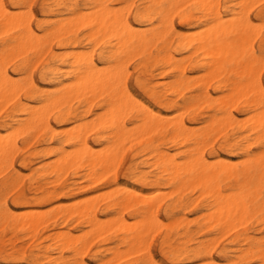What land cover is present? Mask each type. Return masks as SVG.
<instances>
[{
	"label": "bare ground",
	"instance_id": "1",
	"mask_svg": "<svg viewBox=\"0 0 264 264\" xmlns=\"http://www.w3.org/2000/svg\"><path fill=\"white\" fill-rule=\"evenodd\" d=\"M18 1L25 2L26 0H12L14 4L18 3ZM114 1L115 0H94V3H96V6L94 9H89V8L79 9L75 2L67 3L65 4V10L67 11L68 17L65 18V17H62V14L60 13H54V14H51L53 17L51 19H45L41 21L38 20L39 22L36 28H34L32 25V21L34 20L35 15L32 13L31 10H30L31 12L21 11V13H15L12 11L11 8L7 6L4 0H0V32L4 34L6 37V40L2 44L3 48L0 49V105L2 104L4 105L8 101L12 102L13 100H16V98H17L16 100L17 103H19L21 101V99L19 98L22 94H25L27 100H29L30 102H39V104H43V106H39V105L37 106L35 104L30 105L27 102L29 104L27 105L28 107L22 110L24 111L25 118H23L21 122H18L19 128L17 129V132H19V134L22 133L23 135L24 133L31 132L35 129H38L37 127L40 126L39 124L43 121L44 116L46 117V113L49 115L48 112L52 113L54 109H58V107L54 109L50 107H55V106L61 107L65 105L64 104L65 102L71 103L72 100H73L72 102H74V100L76 99L87 100L86 102L88 103L89 100L93 99L96 96L100 97L101 95L103 96L104 94L107 95V98L109 99L108 101L109 109L105 114L103 115L101 114L102 116L100 117L98 116L99 118L98 120H96L98 122L96 123L98 124V127L102 126L104 127V129L105 127L106 128L112 127L115 129L114 131L115 134L113 135V137H111L109 134V137H111V140H109L107 143H109L110 145L108 144L106 147H102V149L98 148L99 151L97 152L94 151L93 147H91L90 144L86 140L85 134H87L88 132L85 134L83 133V131L85 130V126L83 125L84 126L83 127L82 125H77L74 128L73 133L71 134L72 132L71 127L73 125L72 124L71 127H68V129L70 130L69 137H71L74 140H77L82 145V148L80 150L78 149L77 151V149L76 150L74 149L75 147L72 144L74 147L73 149L68 150V148L66 147L67 148L66 151H69L67 155H66L67 152L64 154L63 153L64 151L62 150L61 154H64L66 157L65 156L59 157L60 155H58V157L55 158L56 163L60 160L59 164L54 167L52 166L51 168H53L54 171L56 172H60L62 170V167L64 166V168H67V169L62 170L61 171L62 174H64L67 170H68L67 172H69L70 165H72L73 163H77L80 166L81 165L84 166L85 164H87V166L89 167L87 177H90V176L94 177L93 175L99 176L101 172L103 171L101 175L104 178L107 175V172L113 173V169L116 167L115 164L121 161L120 156L118 155V152L120 151L122 147H124V144L126 142L133 141L132 140L133 138L135 140L136 138L137 139L141 137L144 138V136L147 137L149 135L165 136L167 133H171L172 140L178 143L176 144V146H178L179 144H183V146L185 147V150L175 155H170L168 152L164 151L166 149H163V148L161 149L159 146H153L151 145V143H149L148 148H150L151 153L155 154V158H156V161L153 164H151V166L152 165L153 166L156 165L157 167L161 166V168L158 167L161 173H166L169 176V179H171L174 183L176 184L179 183V185L177 184L178 186L177 189H175L176 187L175 188L173 187L172 189H174V191L171 189V193L170 191L169 192L167 191V193L173 194V192L176 193L177 191H179L181 188L180 184H182L183 186H187L188 184H190V186L188 185V189L189 187L190 189L191 188L194 189L195 187L196 188L201 187L200 185H202L201 189H202L203 194L208 196L210 199V202L208 205H206V207L209 209L212 208L211 212L210 210H208L209 212L205 211L206 214L209 213L207 215L205 214V218H208V220L210 221L209 216L211 215L212 221H214V223L215 222L218 223V226H216L215 231L220 232V235L219 234L214 235L215 239L217 238L214 241L217 242V240L224 237L221 230L225 228L228 229L230 227H231L230 229L233 230V228L235 229L236 227L245 224L246 223L245 221L247 219L251 220V216H252L251 213H259L260 215L261 212L262 213L264 212V175H263L264 173L262 174L261 172L258 171V168H257L258 159L248 158L245 161L244 159L246 158H242V161H241L242 163L240 162L239 164H236L237 163L236 161L233 163L231 161L226 162V160H225V163H216V162L208 163L210 162L208 160H211V159L206 160V158L203 156L204 149L202 148V146L200 147V145L204 142V140L209 138L212 135H214V138H212L211 140H214L217 135H222L223 137V144H221L222 147L228 148L230 150H233L238 146L237 143L233 144L231 142L232 136H234L236 133L238 134L236 139L246 140L249 138L248 133L255 134L256 135L255 138L258 140L264 139V96L262 95L263 84L261 80L258 79V77L255 78L256 74L258 76L260 75L259 73L261 72L263 65L259 66L261 67L260 68L261 70L260 71L258 70V73H256L257 72L256 70L257 59L254 56V50H253L252 44L250 43L251 36L256 34L257 32L256 30H258L259 32L261 28H259L257 23L255 24L257 25L258 28L254 26L255 25L254 20L251 17V14L248 9L250 5H247L248 7L246 6V0L241 1L240 3L237 2L239 4L237 10L231 9L229 6H226L223 9L218 0H143V2L136 7L134 18L137 24H132L130 22L129 16L131 12L127 11L128 10L127 3H125L126 6L125 4L121 5L122 7L119 6L120 8H124V9L127 8L126 10L127 12L124 11L126 12L124 13V12L119 11L118 10L119 8L117 9V6ZM253 2L255 4H252V5L255 6L258 0L251 1L248 3H253ZM29 4L31 6L32 3H29ZM54 4L56 6H59L60 4H62V0H55ZM43 5H49V4L45 2V4L43 3ZM252 5H251V8L253 7ZM129 6L131 7L133 5H129ZM56 9H52L50 7V10L52 13L56 12ZM44 10L46 9L44 8ZM48 14H50V12ZM175 17H178L180 19L181 24L186 27L185 29H178L174 26ZM38 19H39V16H38ZM193 28H199L200 30H197L198 32L197 31L191 32L190 30ZM81 29L88 30L90 33L88 36L96 44L101 43V42L104 44V41H105V47H106L105 48L106 50H104L105 52L100 53L96 57V55H94V46L92 47V50L88 49L89 51L84 49V46H82L81 44L82 41H80L78 37V32ZM54 41H57L59 48L64 49L65 52L63 50V53L58 54L53 51H50L51 44ZM48 51H50L51 58H53L54 62H57L54 65H51V66L49 65L45 71V74L52 75V78H53V80L50 82V85H51L50 89H42L39 83L36 82L32 74L31 76H29L28 78L26 77V79L22 81L15 79L14 76L8 71V68L6 67V64L3 61L5 58H8L6 60L8 62L10 61L9 58L14 57V56L22 57V60H23L22 64L24 65V67L27 68L29 66L30 55H33L34 57H40L42 55V57H44L45 54L48 53ZM179 55L180 57H178ZM200 56H202L201 59H199ZM42 57L39 58V60L37 59L38 63L40 59H42ZM135 58L140 60L138 64V69H143V70L145 69L146 71H148L150 66H155V67H159L163 69L164 71H168L169 74L171 75L170 77L171 79L167 82H161V83L158 82V83L153 84L150 79L149 80L146 79L144 81H138L139 87L143 89L144 91L148 92L150 95H152V97L154 98L161 97V95H159L160 92L157 90L159 86L163 88V91L165 93L171 91L172 93H177L178 95H180L183 92L182 89L187 90L191 88L192 79L188 77V70L185 66L186 62H190L191 64H193L192 69L196 68L198 69L199 72L202 73V75L201 73H198L200 74L199 75L200 79H198L197 81V83L199 82V86H198L199 94L194 97H191L190 100L188 99L190 102L186 100L187 97H185V101H186L184 103L185 105L184 104H183L184 106L181 105L182 108H180V110L181 109L183 110L182 113L180 112V115L178 116H174L172 114V116L174 117H170V114L168 117L166 116L167 114L164 115V113H162L160 110H155L148 104L141 103V101L137 100L136 94L130 88L128 84V74L130 72L129 73L126 72V64L127 63L129 64L130 61ZM37 61H35V64H33L31 68L32 70H34L35 66L37 65L36 64ZM8 64L9 63H7V65ZM104 64L106 65L105 67L103 66ZM255 70L256 72L254 75ZM214 82H217L218 84L216 86V89L229 90V94L226 95L224 98H221L222 96L219 97L221 99L218 102L213 100L212 95L209 92V87ZM194 85H195V82H194ZM94 100L96 99L91 100L90 103L93 104ZM138 101L140 102V104ZM187 101L189 103H187ZM60 102L61 103L63 102V103L61 104ZM153 103L155 102L153 101ZM239 103H241L242 105L240 107L241 113L246 114L244 117L247 118L248 115H250L246 120H242V118L239 119L238 115L235 113L236 107L240 105ZM203 105H206V107L203 109V112L200 114L198 113V111L201 109ZM175 107L176 105L170 106L171 109H174ZM49 108L50 110L47 111ZM188 111H190L189 120H187L185 117V113ZM176 112L177 111H175V113ZM175 115H177V113ZM64 116L68 120L70 118L77 117L76 115H72V113H68V112L64 114L62 117ZM93 118L94 119H91L92 120L91 122L94 123L93 120L97 118H95L94 116ZM130 118L132 119L134 123L138 124V126L135 127V129L133 125H131L133 127V128L131 127L132 128L131 130L127 128V122H128L127 120ZM85 121L86 120H84V123ZM88 121L90 122V120ZM91 122H90V125L94 126V124ZM189 122L190 123H201L200 125L204 126L203 129L205 133L199 134V135H195L191 133L190 129L192 127L189 128L188 126ZM86 123L88 122L86 121ZM248 123H250V126H246ZM42 126L40 128V132L43 131L45 128V127L42 128ZM196 127L198 128V126ZM236 128H237L236 132L229 133L230 130L234 131ZM65 129L62 128L61 132L62 130L64 131ZM91 129H94V127ZM88 130H90V128H88ZM40 132L38 130V133ZM69 132L67 133L66 131L65 133L69 134ZM90 132H92V130H90ZM38 133H35V135H38ZM4 134H0V165L2 163L6 164L4 161L7 158L8 154L10 153L13 154L12 152H14L11 150H14L13 147L15 144V140L12 137L10 138V134L8 135L7 134L4 135ZM137 139L136 141H138ZM148 139H150V137H148ZM139 140H142V139H139ZM168 141H170V139ZM190 141H193L194 146L196 147L194 148L191 147L189 144ZM134 142L135 141H133V143ZM101 143L104 145V140ZM140 143L138 142V144ZM146 143L148 144V142ZM211 144L212 143H210V145ZM44 150H45L44 152H46L47 149H44ZM48 152H51V150L50 151L48 150L47 153ZM70 152L71 153L75 152V153L71 155ZM249 153L250 152L245 151L244 152V155H246L245 157L249 156ZM260 153H261L260 155L263 156L262 158L263 160H260L259 158L260 160L259 163L262 165L264 164V155H263L264 149H263V152L260 151ZM125 154L123 156H125ZM117 156H119V158H117ZM177 156H183L184 162H181V161L179 162L177 159ZM28 157L26 159H28ZM11 159L13 160V158ZM61 159H64V160L62 161ZM221 159L223 160L222 157ZM113 160H118V162H114V164L113 162L109 163L110 161H113ZM53 162H54V159H53ZM28 164L29 162L27 163L26 166L30 165ZM51 164L53 165V163H50L49 165ZM77 164H74V166H76ZM261 165H258V166H261ZM105 166H106V169H105L106 171L108 169L107 167H111V168L114 167V168L113 169L109 168L110 171L108 170L107 172L105 171L104 173ZM6 171L7 170L5 169L3 172H6ZM51 171L53 172V170ZM63 171L65 172L63 173ZM41 172L43 173L44 171L41 170ZM85 175L83 176L81 175L80 177L84 179ZM61 177H63V175H61ZM135 177L139 181H145L147 178L146 175L142 172L137 173ZM98 179L99 181L101 180L100 178ZM234 179L241 181L242 183L241 188L240 189L238 188L239 189L238 191L237 190L231 191L232 193H230V191L225 192L226 190L222 188L221 183L226 180L232 181ZM78 180L79 179H77V181ZM196 181H200L202 183L198 182L199 183V186H198V184H196L197 183ZM250 181L254 183L253 186H251L252 183H250ZM20 184L21 183H19V185ZM123 186L121 190H123ZM115 188L117 189V186ZM115 188H111V192L108 191L111 194V198H112V193H115V192H112ZM127 190H130V189H127ZM161 191L162 190H160V192ZM181 191L180 193H185L184 192L185 188L182 189ZM160 192L156 191L155 194H157L158 196V194L160 195ZM200 192L201 191H199V193ZM202 192L200 193V195L202 194ZM233 192H236V193H233ZM109 193L104 195L103 197H105L106 199L103 198L102 200H107L108 199L107 197H109ZM147 193L144 192L143 190L134 189L132 190V192L124 196L121 201V205L123 206L125 210L126 208H134L135 212L139 216L142 217V220L140 221L138 220L137 222V218H136L135 220L136 223H135L134 220L129 222L127 220H124V218L122 217L121 221H126V223L124 222L121 225V222H119L120 220L115 221L116 219L114 220L113 218L112 219L109 218L112 222H116L118 224L117 225L116 223H114L112 225L113 227H115V229L116 227L121 225L118 229L120 232L123 233V236L120 238L123 239V241H125L126 243L133 245V247H131L130 250H129V246H127L124 249V252L122 254L121 252L123 248L122 250H120L121 252L119 251L120 248H117L118 254L120 253L121 256H117L118 254H115L114 256L115 258H119L117 259L118 261L120 259L123 260L124 258H126V256L128 258V256H132V254L134 255L140 252H145L144 250L146 249L147 242H149L148 241L149 236L147 235L149 234L151 238V236L153 235V234L151 235V233L155 232L156 229L154 228L157 227L158 223L160 222V219L157 214V209L159 205L161 204V202L165 200V198H167L168 197L167 195L169 194L163 193L164 196H162V199L163 198L164 199L160 200L161 197L160 199L158 198L159 196L158 197L156 196L157 198L150 197ZM199 193H197L198 196H199ZM98 194L100 195L102 193L100 192ZM82 199L83 198H81L80 200L77 199V203L79 204L80 202L86 200V198L85 200L84 199L82 200ZM63 203L61 204L59 202V204L64 206ZM82 203L85 204V206L81 204L83 205L81 207H83V209L87 208L86 209L87 213L86 212L84 213L87 216L88 211L90 210L89 208L91 207H88L86 205L87 201L86 203L84 202ZM72 204L75 205L76 203L74 204L72 201V203H70V208L71 207L75 208L76 206H73ZM89 204H91V201H89L88 205ZM40 205H42V203H40ZM53 206H56V204ZM89 206H94V204L92 203V205H89ZM57 207L58 206H56V208ZM70 208L68 207L70 211L67 210V213L69 212V214L71 215V213H73L74 211V208H71L73 209V211ZM58 209L61 210L60 207L54 210H57V212L61 213L62 211H59ZM66 209H67V205H66ZM80 209L82 208L77 209L78 212L82 211ZM122 209H120L121 212L119 211L122 214H119V215L123 216V211L125 210L124 209L122 210ZM3 210H6V209H3ZM3 210L0 209V220L11 218L12 220L16 222H20V221L27 222L28 221L29 223L31 221L30 223L33 222V225L35 224L34 228L37 229V231H38V228L40 227L39 225H41V224L39 225L37 224L38 221L39 220L41 221V219L43 220V218L45 220V217H46L45 216L46 210L44 211L36 210L39 212H43L44 215L41 214V216L43 215L42 217L40 216V214H36L39 212L34 213L33 211V213L35 214V217L40 216V218L38 217L39 220L36 218L38 221H36L35 218H32L34 217V214L31 212H30L31 214H29L28 213L29 210L25 214H22V212L21 213L18 212L19 214H22V215H18L15 212L7 213L6 211H3ZM22 211L24 212L26 210H22ZM47 211H48V207H47ZM78 212L74 213V215L75 214L78 215L79 214ZM212 212L214 213L212 214ZM29 215H33V216L30 217ZM91 215L92 216L87 221L85 220L88 223V225L91 224L92 228L94 226H96L94 228H99V229L102 228L104 225L103 223L101 224V220L99 222L97 221L96 219L97 216L95 214L91 213ZM116 217H118V215L115 216L114 218ZM187 218H185L184 220H186ZM75 219H78V218H75ZM191 219L193 218L191 217ZM204 220L206 219L203 218V221ZM239 221L240 222L242 221L243 224L242 223L240 224ZM127 222H129L130 224H127ZM131 222H133V225H131ZM237 222L239 225H237ZM262 222L264 224V221ZM106 223H108V221ZM212 223L213 222H211L209 225L210 226L213 225ZM107 225L108 224H106L105 226ZM233 225L234 227H232ZM159 226L161 227L162 225H159ZM160 227H158L157 230ZM30 228L32 227H29L28 229L29 231L31 230ZM34 228L33 230L34 232H36ZM207 228H209V226ZM87 229L93 230L94 235L96 234L94 233V231L95 232L98 231L97 229L96 230L91 229V228H87ZM87 229L85 231H87ZM230 229L228 230L229 232H231ZM90 230L89 232L91 233ZM107 230H109L108 227L106 229V232ZM58 231H57V234H54L55 236L53 235V237H56V238L57 236L61 237V235L59 236V233L61 231L60 232ZM150 231L151 233H149ZM77 233L79 234V232ZM98 233L99 232H97L96 236H100L98 235ZM102 233L105 234V231H103ZM102 233H99V234H102ZM22 235L24 234L22 233ZM27 235H29V232ZM84 235L86 237V234ZM84 235L82 234V236ZM71 236L72 238H74L73 234H71ZM71 236H70V239H72ZM79 236L75 237V239L76 238L78 239ZM153 236H155V233ZM95 237H91V238H94V240H92L91 238H87L86 240L87 246L91 243V241L93 242L99 239V238L96 239ZM77 239H76V242L74 239H73L74 241L72 240L73 242H75L74 244L77 243ZM248 240L249 238H246L244 241H248ZM69 241L67 240L66 242L64 239V241L63 242L61 241V242L62 243L66 242V244L63 245L66 247L68 246L67 243H69ZM72 241H70V243L73 245ZM186 241H189V240H186ZM13 242H14V239H13ZM27 243L29 244V242ZM144 243H146L145 244L146 246L145 245H144L145 247L142 246L143 248L141 249L140 247ZM47 244L44 246L46 247ZM148 244H150V242ZM188 244H185V245H188ZM259 244H260V247L257 250L262 256H264V249H262L264 247V242L263 241L259 242ZM84 245H86V243L83 244V247H85ZM166 245H167V241L165 239L162 241V250H164L167 247ZM209 245L210 244H208V247ZM87 246H86L87 249L83 250V248H81L84 251V253L89 248V246L88 247ZM135 246L137 247L138 251H135ZM138 246L140 247L138 248ZM149 247L150 245H148L147 247L148 250H149ZM131 249L134 250L135 252L132 251ZM140 249L141 251H139ZM125 250H128V251H125ZM211 250L209 252H211ZM75 251H79V250L75 249ZM199 251L200 250L193 251L194 254L190 255L189 250L186 248V246L182 245V247L180 248L178 247L174 249L172 251V254L176 256V258L178 259L183 255H185L186 258L190 259L192 256L197 255ZM2 252H5V250L0 249V254ZM209 252H207V254ZM84 253L82 254L84 255ZM247 253H249V251ZM49 255H46V256H49ZM108 258L109 257H107V260H110ZM223 258L225 259L226 257H223ZM102 261H99V263L102 262L103 264H107L106 262H108L105 260H102ZM109 263L110 262H108V264ZM115 263L117 262L115 261ZM76 264H87V263L80 260ZM134 264H159V262L156 260V258H154L151 254H149V257L146 261L136 262ZM209 264H220V263L213 262L212 260L210 263V260H209ZM224 264H227V263H224Z\"/></svg>",
	"mask_w": 264,
	"mask_h": 264
},
{
	"label": "rangeland",
	"instance_id": "2",
	"mask_svg": "<svg viewBox=\"0 0 264 264\" xmlns=\"http://www.w3.org/2000/svg\"><path fill=\"white\" fill-rule=\"evenodd\" d=\"M4 1L7 4V6L9 8H11L12 11L15 13H21V11L22 12H25V11L31 12L32 11V13L35 15V18L32 21V25L34 28H36L39 21L53 18L51 14H54V13H60V14H62V17H65V18L68 17L67 11L65 10V4H67V3L75 2L79 9H86V8L94 9L96 6V3H94V0H62V4H60L59 6H56L54 4L55 0H33V1L32 0H26L25 2L18 1V3H16V4H14L12 2V0H10V1L4 0ZM218 1H219L220 5L223 9L226 6H229L231 9L237 10L238 6H239L238 3H240L241 1H245V0H227V1L218 0ZM251 1H255V0H246V6L250 5L248 9H249V12L251 14V17L254 20V24L257 23L259 28H261L259 30V32H258V30H256L257 31L256 34L252 35L250 38V43L252 44V47L254 50V56L257 59L256 67L258 68V69L256 68L257 72H256V70L254 71V75H255V72L258 73V70L259 71L261 70L260 69L261 67H259V66L263 65V68H262L261 72L259 73L260 75L258 76L256 74L255 78L258 77V79L261 80V82L263 84L262 95L264 96V0H260V2L258 0V2L256 3L255 6L252 5V4H255L254 2L248 3ZM45 2L48 3L49 5H43V3L45 4ZM114 2L117 6V9L119 8L118 10L121 12H124L127 10L126 7H125L126 9L120 8V7H122L121 5L127 3V6H128L127 11L131 12V14L129 16L130 22L132 24H137V22L135 21L134 15H135L136 7L138 5H140L143 2V0H115ZM29 3H32L31 6ZM128 3H129V5H133V6H131L132 8L128 5ZM251 5L253 6L252 8H251ZM125 6H126V4H125ZM50 7L52 9L57 8L56 12L52 13L50 10ZM29 8H31V9H29ZM44 8L46 10H44ZM23 9H25V10H23ZM47 10H49V11H47ZM49 12H50V14H48ZM126 12H124V13H126ZM38 16H39V19H38ZM45 17H47V18H45ZM174 26L178 29H185L186 28L184 25L181 24L180 19L178 17L174 18ZM254 26L256 28H258L256 24ZM197 30H200V29L199 28H193L190 31L192 32V31H197ZM89 34L90 33L88 30L81 29L78 32L79 40L82 41L81 44H82V46H84V49H86V50H88V49L92 50V47L94 46V55H96V57H97L100 53L105 52L104 51V50H106L105 49L106 48L105 47V41H104V44L101 42V43H97L98 44L97 45L88 36ZM5 40H6L5 35L0 32V49L3 48L2 44ZM256 44H257V46H256ZM63 50L64 49L59 48L57 41L52 42L50 51L61 54V53H63ZM50 51H48V53L46 52L47 54H45L44 57H42V55L40 57H34L33 55H30L29 66L27 68L24 67V65L22 64V62H23L22 57H15V56L10 57L9 58L10 61H8V62L6 61L8 58L4 57L5 59L3 61L6 64L8 71L14 76L15 79L22 81V80L26 79V77L28 78L29 76H31V74H32L34 76L36 82L39 83V85L42 89H50L51 88L50 82L53 80V78H52V75L45 74V71L49 65L51 66V65H54L57 63V62H54L53 58H51ZM64 52H65V50H64ZM41 57H42V59H40V61L38 63L37 59L39 60V58H41ZM178 57H180V55ZM201 58H202V56L199 57V59H201ZM5 61L9 64L7 65V63ZM11 61H13V62H11ZM35 61H37L36 62L37 65L35 66L34 70H32L31 68H32L33 64H35ZM139 62H140V60L137 58L132 59L129 64L128 63L126 64V72H128V73L130 72L128 74V84H129L130 88L134 91V93L136 94L137 100L141 101V103L148 104L149 106H151L155 110H160L162 113H164V115L167 114L166 116H168V117H169V114H170V117H174V116L180 115V112L182 113L183 110L182 109L180 110V108H182V106L185 105L184 104L186 102L185 97H187L186 100H188V99L190 100L191 97H194V96L199 94V87H198L199 82L197 83V81H198V79H200V77H199L200 74H198V73H201V72H199L198 69H196V68L192 69L193 64H191L190 62H186L185 66L188 70V77H190V79H192L191 80L192 81L191 88L187 89V90L182 89L183 92L180 95H178L177 93H172L171 91L165 93L163 91V88L161 86H159L157 90L160 92L159 95H161V97H159V98L152 97V95H150L148 92L144 91L143 89H141L139 87L138 81H144L146 79L147 80L150 79L153 84L158 83V82L159 83L167 82L171 79L170 78L171 75L169 74L168 71H164L163 69H161L159 67H155V66H150L148 69L149 72L146 71L145 69L144 70L138 69ZM103 66L105 67L106 65L104 64ZM189 74H191V75H189ZM201 75H202V73H201ZM154 76H155V78H154ZM194 82H195V85H194ZM217 85H218L217 82H214L209 87V92L212 95L213 100H215L216 102H218L221 98H224L226 95L229 94V90L216 89ZM211 87H212V89H211ZM142 91L144 94L142 93ZM222 94H224V95H222ZM219 97H221V98H219ZM19 99H21V101L19 103H17V101H16L17 98H16V100H13L12 102L8 101L7 102L8 104L6 103L4 105L3 104L0 105V110H1L0 111V134H4V133L7 135L10 134V138L12 137L15 140V144L13 147L14 150H11V151H14V152H12L13 154H11V153L8 154L7 158L4 161L6 164L2 163L1 164L2 166L0 165V171H1L0 172V209H2V210L6 209L3 211H6L7 213L15 212L18 215L25 214V213H27L28 210H29L28 211L29 214L33 213V211H34V213L39 212L36 210H40V211L46 210V213H45L46 217H45V220L43 218V220L41 219V221H40L38 219V217L40 218V216H41V214H43V212L36 213V214H40V216L36 215L38 217H35L34 213H33L34 217H32L33 215H29L30 217L35 218V219L37 218L39 220L38 221L36 219V221H38V223L37 222L36 223L38 225L41 224V225H39L40 227L38 228V231H37V229L34 228L35 224L33 225V222L30 223L31 222L30 220H29L30 221L29 223H28V221L27 222H25V221L16 222V221L12 220L11 218L0 220V249L5 250V252H2L0 254V264H39V263L40 264H76L80 260L84 261L87 264H95V263L96 264L97 263L103 264L102 260L110 262L109 264H113V262H114V264H134L136 262L146 261L149 257V254H151L154 258H156V260L159 262V264H198V263L201 264V262H202V264H204V263L209 264V260H210V263L212 260L213 262L220 263V264H224V263H227V264H264V256H262L257 250L260 247L259 242H262V241L264 242V224L262 222V221H264V212L263 213L261 212L260 215H259V213H251V215H252V216L250 215L251 220L247 219L245 221L246 222L245 224H243L242 221L241 222L239 221L240 224L242 223L243 225L238 226L235 229L233 228V230L230 229L231 227L228 229L225 228V229L221 230L224 237H222V238L219 237L220 239L217 240V242H216L214 240H216L217 238L215 239L214 235H216V234L220 235V232L215 231L216 226H218V223L217 222L214 223V221H212L211 215L209 216L210 221L208 220V218H205V214H206L205 211L209 212L208 210H210V212H211L212 208L209 209L206 207V205L209 204L210 199L208 196L203 194L202 189H201L202 185H200L201 187H197V188L195 187L194 189L193 188L190 189V187H189V189H188V185L190 186V184H188L187 186H183L182 184H180L181 188L182 187L185 188V191H184L185 193H180V191L184 188H182V189L180 188V190L178 188L179 191H177L176 193L173 192V194H170L171 189L173 187L174 188L176 187L175 189H177V187H178L177 184L179 185V183H177V184L174 183L171 179H169V176L166 173H161L160 169H158V167L161 168V166H158V167L156 165H154V166L152 165L153 167L151 166V164H153L156 161V158H155V154L151 153L150 148H148V147H149V143H151V145H153V146H159L161 149L162 148L166 149L164 151L168 152L170 155H175L179 152L184 151L185 147L183 146V144H179L178 146H176V144H178V143H176L172 140L171 133H167L165 136H154V135L153 136L149 135L147 137L144 136L145 139L142 137L138 138V139L136 138L138 141H136V139L134 140V138H133L132 140L135 141L134 143H133V141L126 142L124 144L125 148L122 147L120 149V151L118 152V155L120 156L121 161L118 162V160H113V161L109 162V163L113 162V164H114V162L119 163V164L117 163L118 165L115 164V166H116L115 168L114 167H112V168L107 167L108 168L107 171L108 170L110 171L109 168H111V169L114 168L113 173H111V172L108 173L105 170L106 166L104 167V173H105V171L107 172V175L104 178L101 175L103 173V171L102 172L100 171L101 174L99 176L93 175L94 177H91L89 175L90 177H87L88 171H89V167L87 166V164H85L84 166L83 165L80 166L77 163H73L72 165H70V169L68 168L69 172H67L68 170L66 171L67 174L65 171H63V173L64 172L65 173L62 174L61 171L67 169V168H64V166L62 167V170L60 172H56V171H54L53 168H51L52 166L54 167V166L59 164L60 160L57 158L59 161L56 163L55 158L58 157V155H60L59 157L65 156L64 154L66 152H67L66 153V155H67L69 153V151H66L67 148H68V150H70V149H73L75 147L74 149L75 150L77 149V151H78V149L80 150L82 148V145L77 140H74L71 137H69V135H70L69 131L70 130L68 129V127H71V125L73 124L71 127L72 128L71 134H72L74 131V128L77 125H82V126L84 125L85 130L83 131V133L85 134L88 132L87 134H85L86 140L90 144V146L93 147V150L96 152L99 151L98 148L102 149V147H106L109 144L107 142L109 140H111V137H113V135L115 134L114 128H112V127L106 128L105 127V129H104V127H102V126L98 127V124L96 123V122H98L96 120H98V118L100 116H102L103 114H105L109 109V102H108L109 99L107 98V95L104 94L103 96L101 95L100 97L99 96L94 97L93 99H96V100H94L93 104L90 103V101L93 99L89 100L88 103L86 102L87 100L76 99V100H74V102H72L73 100L72 101L70 100L71 103L65 102L64 103L65 105L61 106V107L60 106L50 107L53 109L58 107V109H54V111L52 113L48 112L49 115L46 113V117L44 116L43 121L39 124L40 126L37 127L38 129H35L31 132L24 133L23 135H22V133L19 134V132H17V129L19 128L18 122H21L23 120V118H25L24 111H22V110L27 108L28 107L27 105H29V104L30 105L35 104L37 106L38 105L43 106V104H39V102H30L29 100H27L25 94H22ZM153 101L155 103H153ZM188 101H187V103L190 102V101L189 102ZM69 104H71V105H69ZM139 104H140V102H139ZM239 104L240 105H238L236 107L235 113L238 115L239 119L242 118V120H246L250 115H248V117L246 116L247 118H245L244 116L246 114L241 113L240 107L242 105H241V103H239ZM5 105H6V107H5ZM171 105H176V107L174 109H171L170 108ZM95 106H96V108H95ZM186 106H187V104H186ZM188 106H189V104H188ZM205 107H206V105H203L201 107V109L198 111V113L201 114ZM50 108L47 111H49ZM175 111H177L176 112L177 115H175L176 114ZM178 111H179V113H178ZM67 112L72 113V115H76L77 117L76 118H70L69 120L66 119L65 116L62 117ZM172 114L174 116H172ZM93 116L95 118H97V119L93 120L94 123L91 122L92 121L91 119H94ZM185 117L187 120H189L190 111L185 113ZM47 118H48V120H47ZM88 118H90V119H88ZM243 118H245V119H243ZM87 119L90 120V122L93 123L94 126L90 125V122ZM84 120H86L90 126L88 125V123H86V121L84 123ZM127 121H128L127 122V128L130 130L133 127L135 129V127L138 126V124L134 123L131 118L128 119ZM129 121H131V122H129ZM82 122H83V124H82ZM197 124H199V125H197ZM200 124L201 123H190L189 122V124H188L189 128L192 127L190 129L191 133H193L195 135L204 134L205 133V131L203 129L204 126L200 125ZM131 125H133V127ZM41 126H42V128L45 127L46 130L44 128V130L40 132ZM196 126H198V128ZM246 126H250V123H248ZM59 127L61 129L62 128L63 129L67 128V129H65L64 131L62 130V132H61V129ZM93 127H94V129H91ZM88 128H90V130H92V132H90V130H88ZM56 129H58V130H56ZM38 130L40 133H38ZM6 131H7V133H6ZM66 131H67V133L69 132V134L65 133ZM236 131H237V128L234 131L230 130L229 133L230 132L233 133ZM35 133H38V135H35ZM109 134L111 137H109ZM248 134H249V138L251 136L253 138L251 137L250 139L248 138L246 140L245 139H236V137L238 136L237 133L234 136H232L231 142L233 144H236V143L238 144V146L233 150L222 147V145H221V144H223L222 135L215 134V135H217L216 138L214 140H211L212 138H214V135H212L209 138L205 139L204 142L200 145V147L202 146V148L204 149L203 150V156L206 158V160L211 159V160H208L210 162L207 161L208 163H215V162L216 163H225V160H226V162L231 161L233 163L236 161L237 162L236 164H239L242 161V158H246V159H244L245 161L248 158L258 159L257 168H258V171L263 174L264 173V164L261 165L259 162H260V160H263L262 159L263 156L260 155L261 154L260 151L263 152L264 139L258 140L255 138V136H256L255 134H253V133H248ZM66 137H68V138H66ZM148 137H150V139H148ZM139 139H142V140H139ZM169 139H170V141H168ZM255 139L257 140V142ZM103 140H104V145L101 143V142H103ZM138 142L139 143L142 142V143L138 144ZM146 142H148V144ZM253 142H255V143H253ZM127 143H128V145H127ZM210 143H212V144L210 145ZM218 143H220V144H218ZM72 144L74 145V147ZM129 144H130V146H129ZM189 144L193 148L196 147V146H194L193 141H190ZM216 146H217V148H216ZM61 148H63V149H61ZM44 149H47L46 152H44L45 151ZM96 149H98V150H96ZM48 150L49 151L51 150V152L47 153ZM62 150L64 151L63 152L64 154H61ZM219 150H221V151H219ZM244 150L247 152H250L249 156L245 157L246 155H244V152H245ZM15 151H16L17 155H16ZM254 152H256V153H254ZM74 153L75 152H72V153L70 152L71 155ZM124 154H125V156H123ZM263 155H264V153H263ZM119 156H117V158H119ZM27 157H28V159H26ZM221 157L223 158L224 161L221 159ZM11 158H13V160ZM259 158H260V160H259ZM53 159H54V162L56 164L53 162ZM177 159L179 162L180 161L184 162L183 156H177ZM61 160L63 161L64 159H61ZM220 160H221V162H220ZM9 162H10V164H9ZM28 162L30 165L28 164L29 166H26ZM7 163H8V165H7ZM50 163H53V165L52 164L49 165ZM74 164H77V165L74 166ZM105 165H106V163H105ZM258 165H261V166H258ZM72 166H74V167H72ZM108 166H109V164H108ZM110 166H112V165H110ZM5 169L7 171L3 172ZM16 169H18V170H16ZM41 170L44 171L45 173L44 172L42 173ZM51 170H53V172ZM22 172L23 173L25 172L27 175L25 173L23 174ZM139 172H142L146 175L147 178L145 181L137 180L135 175ZM85 174H87V175H85ZM61 175H63V177H61ZM81 175L82 176L85 175L84 179L82 177H80ZM97 177L100 179L101 178H103V179H101L99 181V179ZM49 178H50V180H49ZM77 179H79V180L77 181ZM92 179H93V181H92ZM96 179H97V181H96ZM94 180H95V182H94ZM168 180H169V182H168ZM196 182H197L196 184H198V186H199L198 182H200V181H196ZM19 183H21V184L19 185ZM91 183H92V185H91ZM147 183H148V185H147ZM200 183H202V182H200ZM235 183H237V184H235ZM250 183H252V182L250 181ZM17 184H18V186H17ZM253 185H254V183L251 184V186H253ZM116 186H117V189L115 188ZM122 186H123V190H121ZM221 186L224 190H226L225 192L230 191V193H232L231 191H235V190L238 191L241 188L242 183L240 180H237V179H234L232 181L226 180V181H223L221 183ZM169 187H170V189H169ZM111 188H115L112 192H115V193L117 192L116 194L112 193V198H111V194L108 192V191L111 192ZM126 188L130 189V190L131 189L132 190H134V189L135 190H143L146 193L148 192L147 194L150 197L157 198L159 196L158 197L159 199L161 197L160 200L164 199V198L162 199V196H164V194H169V195H167L168 197L165 195L167 198H165V200H163L160 205L158 203L159 207L157 209V214H158V217L160 219V222L163 224H161L159 222L157 227L154 228V229H156L155 232H153V233H151V231L149 232V233H151V235L152 234L154 235V233H155V236H153V235L151 236L152 239L150 238L149 234L147 235V236H149V239L151 240L150 241L148 239L150 244H148L149 242H147V246L145 245L146 243L142 244L141 247L138 246V248L140 247L142 249L143 248L142 246L145 245L146 249L145 250L143 249L145 252H140V253H137L134 255L132 254V256H128V258L126 256V258H124L123 260L120 259L118 261L117 259H119V258H115V256H114L115 254H118L117 248H120L119 251L122 250V248H123L122 252L120 251L122 254L124 252V249L127 246H129V250L131 247H133V245L126 243L125 241H123V239L120 238L123 236V233L120 232L118 228L124 222L126 223V221H121L122 217L124 218V220H127L129 222L133 221V220L135 221L136 218H137V222H138V220L139 221L142 220V217L139 216L135 212L134 208H126V210H125L123 208V206L121 205V201H122L123 197L126 196L127 194H129L130 192H132V190L130 191V190H127ZM160 190H162V191L160 192ZM172 190L174 191V189H172ZM156 191L157 192L159 191L160 195L158 194V196H157V194H155ZM167 191L168 192L170 191V193H167ZM199 191L202 192V194H201L202 196L200 195L201 192L199 193ZM100 192L102 193V194H100L102 196H100L98 194ZM108 193H109L110 198L107 197L108 198L107 200H102L103 198H105L103 196L108 194ZM197 193H199L200 197L198 196ZM233 193H236V192H233ZM5 198H6V200H5ZM81 198H83L84 200L86 198V200L82 201V202L86 203V201H87L86 205L88 207L92 208L95 206L92 209L89 208L90 210L88 211L87 216H86V214H84L86 212L87 208L83 209V207H81L83 205L85 206V204H83L82 202H80L79 204L77 203V199L80 200ZM99 198H101V199H99ZM196 198H197V200H196ZM43 199H45V200H43ZM74 200H75V202H74ZM195 200H196V202H195ZM72 201L74 204L76 203L75 205L72 204L73 206H76L75 208L71 207V208H74V211H73V209L70 208V203H72ZM89 201H91V204H89V205H92V203H93L94 206H89L88 205ZM59 202L61 204L63 202H65V203H63L64 206L59 204ZM40 203H42V205H40ZM43 204H45V205H43ZM55 204H56V206H58L57 208H59V207L61 208V210L58 209L59 211H62L61 213L57 212V210H54V209H57L56 206H53ZM81 204H83V205H81ZM66 205H67V209H66ZM47 207H48V211H47ZM68 207L73 211V213H71V215L69 214V212L67 213V210L70 211L68 209ZM50 208H52V209H50ZM79 208H82V209H80V210H82L80 212L81 213L83 212L82 214L80 212H78L77 209H79ZM122 208L125 210V211H123V216L119 215V214H122V213H120L121 212L120 209H122ZM163 208H164V210H163ZM22 210H26V211L23 212ZM91 211H93V212H91ZM18 212L19 213L22 212V214H19ZM77 212L79 213L78 214L79 216L76 214L74 215V213H77ZM90 212L97 216L96 217L97 221L100 222V220H101V224L103 223L104 228L103 227L100 229L94 228L96 226H94L92 228L91 224L88 225V223L86 221L92 216ZM202 212H204V213H202ZM213 213L214 212H212V214ZM207 214H209V213H207ZM117 215H118V217L114 218ZM192 215H194V216H192ZM197 215H199V216H197ZM190 216L193 219H191ZM178 217H180V218H178ZM75 218H78V219L80 218V219L78 220ZM104 218H105V220H104ZM109 218L110 219L113 218L114 220L116 219L115 221L120 220L119 222H121V225L119 224L120 226L116 227V229H115V227H113L112 225L116 222H112ZM118 218H120V219H118ZM185 218H187V219L184 220ZM203 218L206 220L203 221ZM106 220L108 221V223H106L107 222ZM44 221L46 222V224ZM63 222H64V224H63ZM111 222H112V224H111ZM129 222H127V224H130ZM164 222H166V223H164ZM211 222H213L212 223L213 225L210 226L209 224ZM135 223H136V221H135ZM72 224H74V225H72ZM106 224H108V225L105 226ZM131 225H133V222H131ZM159 225H162V226L164 225V226L162 228V226L160 227ZM237 225H239L238 222H237ZM208 226H209V228H207ZM29 227H32V228H30L31 233L28 230ZM107 227L109 228V230H107V232H106ZM158 227H160L159 228L160 230L159 229L157 230ZM232 227H234V225ZM33 228L35 229L36 232H34ZM87 228H91L94 230L97 229L98 230L97 232H99V233H102L103 231H105V234L104 233H102V234L98 233V235H100V236H96L97 232L94 231V233H96L94 235L93 230L89 229L91 231V233H90ZM86 229H87V231H85ZM229 229L231 230V232L228 231ZM57 231L62 232V233L61 232L59 233V236L61 235V237H58V236H57V238L53 237L54 234H57ZM156 231H158V232H156ZM28 232H29V235H27ZM77 232H79V234ZM22 233L24 235H22ZM65 234H67V235H65ZM71 234H73L74 238H72ZM82 234L83 235L86 234V237H85V235L82 236ZM19 236H20V238H19ZM43 236H45V237H43ZM70 236L72 239H70ZM77 236H79L78 239L76 238L77 243L74 244L76 242L75 237H77ZM101 236H102V238H101ZM91 237H95L96 239L97 238H99V239H97V240L95 239L96 241H93V242L91 241V243H90L91 245L90 244L88 245L89 248L87 251L85 250L86 252L84 253L83 250L87 249L86 248V246H87L86 240H87V238H91ZM18 238H19V240H18ZM66 238L68 241L69 240L72 241L74 239L75 242H73L74 240L72 241L73 245L69 241L70 244L67 243L68 246H66V247L63 246L67 242ZM212 238H213V240H212ZM246 238H249V240L244 241ZM13 239H14V242H13ZM64 239L66 242L62 243L64 241ZM91 239L94 240V238H91ZM146 239H147V237H146ZM165 239L167 241V245H166L167 247L164 250H162V241ZM231 239H233V240H231ZM186 240H189V241H186ZM258 240H259V242H258ZM83 241H84V243H83ZM230 241H232V242H230ZM27 242H29V244ZM145 242H146V240H145ZM81 243H83V244L86 243V245H84L85 247H83V244H81ZM233 243H234V245H233ZM46 244H47V246L45 247L44 245H46ZM185 244H188V245H185ZM208 244H210L209 247H208ZM148 245H150L149 250L147 248ZM182 245L186 246V248L189 250L190 255L194 254L193 251H197V250H200V251L197 255L192 256L190 259L186 258L185 255L181 256L178 259V258H176V256H174L172 254V251L178 247L179 248L182 247ZM75 247H77V248H75ZM29 248H30V250L32 248V250H31L32 253L30 252ZM81 248H83V250ZM75 249L79 250V251H75ZM114 249H115V251H114ZM141 249L139 251H141ZM262 249H264V247ZM210 250H211V252H209ZM28 251H29V253H28ZM125 251H128V250H125ZM132 251H134V250H132ZM132 251H130V252H132ZM135 251H138L136 246H135ZM206 251L209 253L207 254ZM248 251H249V253H247ZM33 252H34V254H33ZM82 253H84V255ZM81 254L83 255V257ZM121 254L119 253L117 256H121ZM46 255H49V256H46ZM5 256H7V257H5ZM112 256H113V258H112ZM107 257H109L108 259H110V260H107ZM223 257H226V258L224 259ZM207 260H208V262H207ZM99 261H102V262L99 263ZM115 261L117 263H115ZM204 261H206V262H204ZM32 262H34V263H32ZM108 262H106V263L108 264Z\"/></svg>",
	"mask_w": 264,
	"mask_h": 264
}]
</instances>
